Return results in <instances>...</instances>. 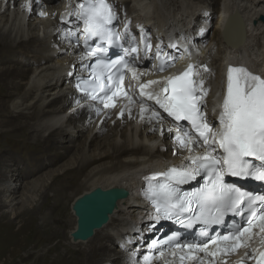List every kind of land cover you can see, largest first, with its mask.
I'll use <instances>...</instances> for the list:
<instances>
[{
  "label": "bare ground",
  "instance_id": "bare-ground-1",
  "mask_svg": "<svg viewBox=\"0 0 264 264\" xmlns=\"http://www.w3.org/2000/svg\"><path fill=\"white\" fill-rule=\"evenodd\" d=\"M40 1H0V219L5 222L4 232L0 229V244L10 240L19 246L27 240L31 245L27 255L11 264H24L26 259L28 264H144V258L131 261L129 250L113 240L115 233L124 234L121 228L126 225L134 227L130 229L138 241L155 236L160 229L150 232L149 222L142 224L148 219L150 206L137 216L142 208L137 207L139 200L124 197L104 226L89 238L76 240L72 237L78 226L74 203L71 214H66V199L76 200L98 187L133 191L138 178L153 173L155 168L175 165L171 161L182 166L188 152L174 139L177 131L169 121L149 119V106L141 119V105L123 117L120 109L96 116L88 101L73 102L71 88L63 87L62 82L89 59H82L84 53L62 37L59 24L63 22L56 19L57 15L41 16L53 12L55 8L50 11L46 3L56 1ZM64 1L61 10L71 3ZM119 2L129 5L135 19L165 31L190 28L186 23L197 22L182 44L186 48L200 43L202 49L196 51L199 60L192 62V56L185 54L176 63L201 66L204 87L212 91L211 103L214 92L224 91L230 66L245 67L264 77V0ZM68 8L74 11L73 5ZM208 10L213 16L208 17L210 30L204 33L201 20ZM235 12L239 18L235 16L237 20L232 22L237 26L234 38L243 39L240 46L229 44L221 29ZM201 32L203 36L192 39ZM151 74L139 76V83L158 80V75ZM67 140L70 144L63 145ZM63 159L66 161L55 168ZM23 166H27L26 172ZM32 174L35 176L26 177ZM254 248L251 244L226 264L245 263V253ZM155 255L159 258V253ZM152 264H165V260Z\"/></svg>",
  "mask_w": 264,
  "mask_h": 264
},
{
  "label": "snow or ice",
  "instance_id": "snow-or-ice-1",
  "mask_svg": "<svg viewBox=\"0 0 264 264\" xmlns=\"http://www.w3.org/2000/svg\"><path fill=\"white\" fill-rule=\"evenodd\" d=\"M68 15L83 24L86 52L82 59L95 58L94 64L87 65L91 68L90 77L77 84L86 98L97 101L103 109L114 108L118 97L126 98L128 104L134 103L124 87L125 72H130L137 82L142 101H154L175 121H188L193 130L180 129L173 134L180 147L188 152L186 163L146 176L144 196L154 207L153 221L174 219L185 229L199 226L201 238L184 241L179 233L173 234L163 241L167 246V258L160 242H153L151 249H161L159 258L164 259L165 264H226L223 257L242 247L249 248L258 237L262 247L246 252L244 259L264 264V192L246 191L235 182L226 180V177L240 178L264 186V77L245 67L230 66L226 93L214 127L205 112L208 95L205 81L195 65L189 64L179 75L139 83L140 74L125 59V56L138 53L137 47L125 49L124 56L117 60L105 59L108 48L118 42L120 35L115 30L119 17L109 0H84ZM128 31L126 27L125 32ZM97 39L101 43L94 47L88 44ZM131 39L135 41L134 36ZM144 40V52L148 54L152 51V44L146 36ZM161 55L167 54L157 46L151 58ZM165 66L160 70L163 71ZM203 70L208 71L206 66ZM155 85H160L158 91L149 90ZM127 108L126 104L121 109V117ZM101 110L97 108L98 113ZM146 111L148 107L142 103L141 119ZM149 119L162 122L164 118L153 108ZM198 177L204 178L201 187L192 192L182 190L181 185ZM229 214L240 216L241 222L233 224L225 233L210 235L212 226L225 225ZM153 259L156 257L145 255L144 264H152Z\"/></svg>",
  "mask_w": 264,
  "mask_h": 264
},
{
  "label": "water",
  "instance_id": "water-1",
  "mask_svg": "<svg viewBox=\"0 0 264 264\" xmlns=\"http://www.w3.org/2000/svg\"><path fill=\"white\" fill-rule=\"evenodd\" d=\"M238 15V13L236 12ZM264 20V15L261 16ZM127 191L121 188H95L77 198L73 209L78 217V229L73 231L74 239H87L95 229L104 226L109 220V214L115 209L117 199L127 196Z\"/></svg>",
  "mask_w": 264,
  "mask_h": 264
},
{
  "label": "rangeland",
  "instance_id": "rangeland-1",
  "mask_svg": "<svg viewBox=\"0 0 264 264\" xmlns=\"http://www.w3.org/2000/svg\"><path fill=\"white\" fill-rule=\"evenodd\" d=\"M212 32H214L213 30H211ZM132 109V108H131ZM131 109H129L128 111H130ZM129 113V112H128ZM118 138L120 139V140H122V137L121 136H118ZM64 144H70L69 143V141L67 140V141H65L64 143H63V145ZM74 151H75V149L72 151L73 153H74ZM64 160L65 159H63V161H61V162H59V164H57V165H55L54 167L55 168H58L60 165H62V163H64ZM66 161V160H65ZM53 167V168H54ZM22 171H24V172H26L27 171V166H23L22 167ZM30 173H33L32 171L30 172ZM29 173V174H30ZM35 175H36V173H35ZM35 175H28V176H26L27 178H29V177H33V176H35ZM26 177L23 179V180H25L26 179ZM3 182V180H1L0 179V182ZM22 190V189H21ZM72 191V190H71ZM77 191H79V190H76V192ZM78 193V192H77ZM80 193V192H79ZM74 201L75 200H73L71 197L69 198V199H66V214L67 213H70L71 214V212H72V204L74 203ZM128 214H130V213H128ZM150 220V219H149ZM149 220L147 219V218H145L144 219V221H143V225L145 224V225H147L145 222H149ZM3 222V223H2ZM5 222H4V220L3 219H0V229L2 230V232H4V227L3 226H5V224H4ZM150 223H152V222H149V224ZM2 224H3V226H2ZM15 230H16V228H15ZM151 230L152 229H150V232H151ZM149 232V233H150ZM20 234V233H19ZM142 235V234H141ZM20 236V235H19ZM18 236V237H19ZM21 239V238H20ZM24 239V238H23ZM28 245V246H27ZM30 248H31V245L30 244H28V241L27 240H25L23 243H21L20 242V245L19 246H16V244H13V243H11L10 242V240H7V243L5 244L4 242H2L1 244H0V258H2V259H4V261H1L0 263L1 264H11L13 261H16L19 257H21L23 254H26L27 255V253H28V251L30 250ZM52 256H53V254H52ZM28 263H30L29 262V259H26L25 260V262H24V264H28ZM109 264V263H108Z\"/></svg>",
  "mask_w": 264,
  "mask_h": 264
},
{
  "label": "trees",
  "instance_id": "trees-1",
  "mask_svg": "<svg viewBox=\"0 0 264 264\" xmlns=\"http://www.w3.org/2000/svg\"><path fill=\"white\" fill-rule=\"evenodd\" d=\"M142 234V233H141Z\"/></svg>",
  "mask_w": 264,
  "mask_h": 264
}]
</instances>
